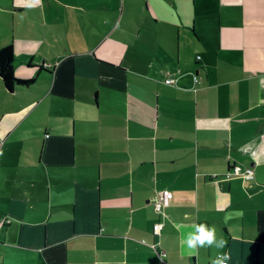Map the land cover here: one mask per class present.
I'll use <instances>...</instances> for the list:
<instances>
[{"label":"crops","instance_id":"obj_1","mask_svg":"<svg viewBox=\"0 0 264 264\" xmlns=\"http://www.w3.org/2000/svg\"><path fill=\"white\" fill-rule=\"evenodd\" d=\"M27 4L0 0L33 79L0 77V264H264V0ZM198 223L226 247L188 255Z\"/></svg>","mask_w":264,"mask_h":264},{"label":"clouds","instance_id":"obj_2","mask_svg":"<svg viewBox=\"0 0 264 264\" xmlns=\"http://www.w3.org/2000/svg\"><path fill=\"white\" fill-rule=\"evenodd\" d=\"M42 0H28L29 8L40 5ZM193 230L185 234L181 239V245L190 256H197L201 249L215 247L216 249H224L227 241L223 238L218 239L214 227H210L204 223L193 224ZM162 259V258H161ZM231 256L227 252L219 253L211 262V264H228Z\"/></svg>","mask_w":264,"mask_h":264},{"label":"built area","instance_id":"obj_3","mask_svg":"<svg viewBox=\"0 0 264 264\" xmlns=\"http://www.w3.org/2000/svg\"><path fill=\"white\" fill-rule=\"evenodd\" d=\"M195 81H198L199 79L197 77H194ZM165 83L167 84H173L174 79L173 78H166ZM225 178L230 179L232 177H242L244 179H250L253 177V169L251 167H241L239 165H232L230 169L225 173ZM170 198V193L168 191H161L159 192L154 199V209L158 213H163L164 206L167 205L168 200ZM6 222H9V220H0V229L2 225H4ZM154 232L157 233L160 229V223H155L153 225ZM155 249H157L154 245H152ZM219 254V253H218ZM217 254V255H218ZM160 258L164 256V252L161 250L159 251Z\"/></svg>","mask_w":264,"mask_h":264},{"label":"trees","instance_id":"obj_4","mask_svg":"<svg viewBox=\"0 0 264 264\" xmlns=\"http://www.w3.org/2000/svg\"><path fill=\"white\" fill-rule=\"evenodd\" d=\"M0 77L9 91L16 85H29L33 82V79H22L15 75L14 51L11 44L0 48Z\"/></svg>","mask_w":264,"mask_h":264}]
</instances>
